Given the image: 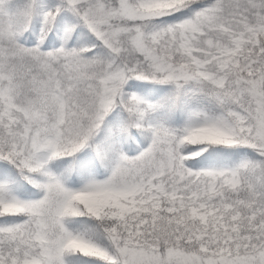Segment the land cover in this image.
I'll return each mask as SVG.
<instances>
[{"label": "rangeland", "instance_id": "obj_1", "mask_svg": "<svg viewBox=\"0 0 264 264\" xmlns=\"http://www.w3.org/2000/svg\"><path fill=\"white\" fill-rule=\"evenodd\" d=\"M54 1L55 11L38 14L43 20L38 34L47 20L57 24L63 17L66 33L80 30L77 52L101 53L105 61L98 76L96 116L115 112L119 152L105 175L88 173L71 185L50 178L44 192L33 198L17 194L2 199L6 187L0 179V212L41 214L48 220L49 238L55 235L52 209L75 201L107 218L113 208L121 216L135 215L147 204L166 213L189 205L193 215L207 217L212 214L209 202L220 201L226 188L239 202V189L258 164L264 168V66L253 56L264 51V0H209L177 17L169 15L174 6L169 0ZM6 23L0 5V129L15 124L20 139L30 138L28 150L49 147L55 154L72 72L92 61L63 46L47 52L24 49ZM127 101L144 117L147 130L131 151L124 141ZM185 141L194 146L183 151ZM203 152L202 158L187 160ZM248 153L257 160L250 161ZM215 188L220 189L214 193ZM31 226L34 232L36 223ZM52 242L48 239L50 246ZM64 247L121 264H264V222L254 237L231 248L205 243L198 251L168 248L161 253L120 241L114 254L81 235L70 237ZM25 261L37 264L34 258Z\"/></svg>", "mask_w": 264, "mask_h": 264}, {"label": "trees", "instance_id": "obj_2", "mask_svg": "<svg viewBox=\"0 0 264 264\" xmlns=\"http://www.w3.org/2000/svg\"><path fill=\"white\" fill-rule=\"evenodd\" d=\"M208 1L169 0L168 4L174 5L169 15L177 17L191 14ZM0 5L8 21L6 25L12 39L23 45L24 49L35 47L47 52L63 46V50H75L78 56H85L92 61L86 67L87 70L77 69L72 72L73 85L66 95L68 107L67 111L64 112V108L62 111L59 122L62 137L56 143L55 154L49 147L28 150L31 147L28 145L29 132L26 130L23 135L27 136V141L20 139V128H16L15 124H10L9 130L0 129V179L6 187L2 188L1 198L16 197L17 194L33 198L44 192L50 178L60 179L71 185L81 181L88 173L92 176L105 175L109 167H112L119 148L115 144V112L109 111L96 116L98 90L101 87L98 76L105 61L101 53L77 52V47L81 45L77 40L80 30L73 28L66 33V19L63 17L59 18L57 24L47 20L46 26L38 34L43 21L38 14L40 11H55L54 0H0ZM72 36H75L74 40ZM70 40H73L72 43ZM263 52L262 55L253 54L256 59L262 60V66ZM261 88L264 95V78ZM124 106L130 117L129 122L123 124L124 141L131 151L138 147L137 137L143 139L147 130L143 124L144 117L131 110V101L125 102ZM166 106L170 108V105ZM168 110H165L164 117L169 122L172 119ZM10 120L15 119L11 117ZM51 143L52 141H48L46 145ZM182 146L183 151H186L184 147L194 145L185 141ZM204 155L205 152L187 160H198ZM248 156L250 161L257 160L251 153ZM259 161L263 162L261 158ZM241 174L245 179V174ZM218 189L220 188H215L214 193ZM226 190L219 194L220 201L213 199L209 202L208 209H211L212 214L207 217L193 215L189 205L178 208L173 213H166L150 204L142 206L135 215L121 216L122 213L118 214V210L113 208L111 218L96 217L80 202L75 201L67 208L52 209L50 219L55 226V235L49 238L45 236L48 220L41 214H37V218L27 212H0V264H22L30 258H34L37 264H121L117 259L109 261L107 258L83 254L77 249L65 248V242L76 235L88 238L114 254L120 241L161 253L168 248L198 251L205 243L214 248L238 246L247 238L254 237L257 228L264 222V168L258 164L252 176L246 180L244 188L239 189V202H233L232 191L228 188ZM207 193H211V190H207ZM31 223H36L34 232L31 231ZM48 239H53V246L48 244Z\"/></svg>", "mask_w": 264, "mask_h": 264}, {"label": "bare ground", "instance_id": "obj_3", "mask_svg": "<svg viewBox=\"0 0 264 264\" xmlns=\"http://www.w3.org/2000/svg\"><path fill=\"white\" fill-rule=\"evenodd\" d=\"M180 104V103H179ZM181 107V106H180Z\"/></svg>", "mask_w": 264, "mask_h": 264}]
</instances>
